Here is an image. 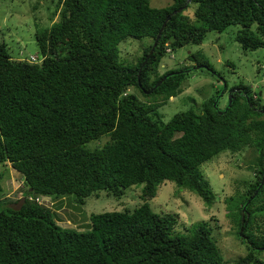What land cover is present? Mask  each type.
Segmentation results:
<instances>
[{
	"label": "trees",
	"instance_id": "trees-1",
	"mask_svg": "<svg viewBox=\"0 0 264 264\" xmlns=\"http://www.w3.org/2000/svg\"><path fill=\"white\" fill-rule=\"evenodd\" d=\"M57 12V21L35 31L38 54L18 58L0 43V163L26 186L22 201H0V264H264L261 94L233 86L221 108L218 90L164 121L159 108L183 91L195 66L223 80L222 93L228 86L202 51L188 53L187 66L158 70L165 55L174 58L176 49L230 26L243 50L264 48V0H172L164 7L58 0ZM127 37L151 39L133 65L119 60ZM102 135L109 139L101 147H84ZM245 146L258 153L256 177L226 199V214L247 251L227 260L209 221L177 230L178 215L155 212L149 201L169 180L210 206L215 193L200 165ZM132 185H142L139 205L93 213L85 231L60 227L54 211L34 201L72 195L82 205L102 190L121 198Z\"/></svg>",
	"mask_w": 264,
	"mask_h": 264
},
{
	"label": "rangeland",
	"instance_id": "rangeland-1",
	"mask_svg": "<svg viewBox=\"0 0 264 264\" xmlns=\"http://www.w3.org/2000/svg\"><path fill=\"white\" fill-rule=\"evenodd\" d=\"M58 0H0V43H5L8 51L15 57H27L38 54L35 38L37 28L50 26L59 19L57 12ZM172 0H150L153 7L169 6ZM193 8L185 12L191 15ZM237 28L228 27L224 32L209 31L200 44H187L173 51V57L165 55L159 65V73L167 69L187 66L186 56L190 52L202 51L209 59L214 69L221 73L220 77L227 81L224 91V81L205 69L191 70L183 83V91L170 98L159 108L164 121L173 114L200 104L210 96L220 91L219 105L222 108L233 86L245 85L251 93L261 94L260 104H264V48L243 50L234 40ZM151 43V39L127 37L118 44L119 60L133 65L142 55L143 49ZM217 73V72H216ZM138 98H144L135 87L130 88ZM109 139L108 135L89 140L84 147L94 149L101 147ZM258 156L255 148L245 146L240 151L225 150L200 165V170L208 179L215 193V200L207 206L193 192L178 188L174 182L165 180L157 188L154 198L149 201L155 212H171L178 215L177 230L183 231L184 226L202 220L209 221L213 226V234L223 257L235 260L244 255L246 246L240 242L235 233L234 221L226 214V199L229 196L246 191L245 183L254 181L258 166L255 159ZM0 201L12 202L22 197L26 186L20 173L10 165L0 163ZM142 185H132L126 188L125 195L115 198L100 191L98 197L90 196L85 203L77 205L73 196L60 199L41 197L44 203L54 211L57 225L64 228L85 231L89 227L90 215L104 211L134 209L141 203L139 195ZM227 215V216H226ZM259 235L264 236V218L258 220ZM260 259L264 261V251Z\"/></svg>",
	"mask_w": 264,
	"mask_h": 264
},
{
	"label": "water",
	"instance_id": "water-1",
	"mask_svg": "<svg viewBox=\"0 0 264 264\" xmlns=\"http://www.w3.org/2000/svg\"><path fill=\"white\" fill-rule=\"evenodd\" d=\"M169 19V16H167V18H166V21ZM165 21V22H166ZM165 22H164V24H165ZM163 24V25H164ZM151 51H152V49H151ZM200 66H195V69H198ZM187 71H189V70H187ZM229 95H230V93H229ZM214 106H215V103H214ZM263 165H264V155H263ZM263 182H264V170H263V176H262V179H261V181H260V184L258 185V187H257V190L261 187V185L263 184ZM257 192V191H256ZM23 200V198H21L20 199V201H22ZM247 204H248V201H247V203L242 207V219H244L243 217V215L245 214V211H246V206H247ZM240 235H242V232L240 231ZM264 249V248H263Z\"/></svg>",
	"mask_w": 264,
	"mask_h": 264
},
{
	"label": "built area",
	"instance_id": "built-area-1",
	"mask_svg": "<svg viewBox=\"0 0 264 264\" xmlns=\"http://www.w3.org/2000/svg\"><path fill=\"white\" fill-rule=\"evenodd\" d=\"M32 58H34V57H32ZM30 199H31V198H30ZM34 201H36V202H38V203H41V197L36 196V197L34 198Z\"/></svg>",
	"mask_w": 264,
	"mask_h": 264
}]
</instances>
